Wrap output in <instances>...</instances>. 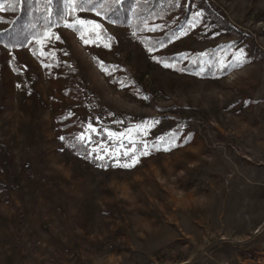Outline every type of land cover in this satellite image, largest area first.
<instances>
[{
  "label": "rangeland",
  "instance_id": "obj_1",
  "mask_svg": "<svg viewBox=\"0 0 264 264\" xmlns=\"http://www.w3.org/2000/svg\"><path fill=\"white\" fill-rule=\"evenodd\" d=\"M3 2L0 264H264V0H105L89 44Z\"/></svg>",
  "mask_w": 264,
  "mask_h": 264
},
{
  "label": "snow or ice",
  "instance_id": "obj_2",
  "mask_svg": "<svg viewBox=\"0 0 264 264\" xmlns=\"http://www.w3.org/2000/svg\"><path fill=\"white\" fill-rule=\"evenodd\" d=\"M116 3H119L120 0H115ZM48 3H51V0H48ZM104 4H105V0H65V13L71 17V21L64 19L63 20V26L76 32L79 36V38L81 40H83V42L85 44H89V43H95L96 41L99 40H111V37H106L103 27L101 24L93 21V20H88V19H83L81 18L78 13H83V12H93L96 16H104V11H106L104 9ZM9 8H12V5L9 4L8 5ZM5 10V6H4V2L3 0H0V12H3ZM14 10V9H13ZM115 14V11H114ZM51 16V13H50ZM200 16V13L196 14V17L198 18ZM104 18H108V17H104ZM115 22V21H113ZM49 23H51V20L49 19ZM161 26L159 25H153L151 27L148 26L147 21L145 20V27L144 30L147 31H157L159 30ZM85 36H89V39H85ZM178 38V37H177ZM49 39H56L59 40L60 37L55 35V33H52L50 30L45 31L44 35H43V40H49ZM42 40H38L37 43H42ZM158 47H163V43L157 42ZM105 47H110V43H105L104 44ZM157 50L156 48H152L149 47V51H155ZM35 54V53H34ZM40 55H44L43 51L41 50L39 52ZM158 63L163 64L164 67H174L173 64L165 61V60H157ZM245 59H244V53L241 51L239 53L236 54L235 56V63L232 64V67H242L243 64L245 63ZM99 66L101 68L102 71L105 72H109V69L106 68L103 64V62H99ZM225 67H227V65H225ZM121 84V86H125L123 81L119 82ZM152 124L158 123V121H152ZM149 127V125L147 123H145L144 125H142L140 128L136 129L137 132L140 131H144V133L146 134V130ZM91 131L93 133H95V129L92 127L91 124H88L86 129H85V133H81L78 137L77 140H79L82 144L85 142H90L91 137L89 135H87V133ZM133 130H129V132L131 133ZM109 139H113L117 142L115 143L114 148H109L107 146H101L100 147V151L96 152V156L95 159L97 160H103L104 156L101 155V152L108 154L110 156H114V157H119L120 155H123L125 157H130V163L129 164H122L119 166H124V167H129V166H134L136 163L139 162V157L137 155H135L134 153L136 152V143L137 141H135L134 139H132L131 137H128V143L132 144L131 148H127L126 150H124L123 152H120L119 149H125V144L122 142L124 137V134H116V133H112V132H108L107 133ZM61 139L63 140L64 138L61 137ZM155 147V145L153 146ZM167 150V149H166ZM143 155H148V145L147 143H143ZM89 155H91V152L89 153Z\"/></svg>",
  "mask_w": 264,
  "mask_h": 264
},
{
  "label": "trees",
  "instance_id": "obj_3",
  "mask_svg": "<svg viewBox=\"0 0 264 264\" xmlns=\"http://www.w3.org/2000/svg\"><path fill=\"white\" fill-rule=\"evenodd\" d=\"M41 0H18V4H20L21 5V7H25V5H26V9H27V7L29 6V5H32L33 6V8L34 9H36V8H38V6H39V2H40ZM54 2V4L57 2V0H51V3H53ZM33 26V25H32ZM31 26V27H32ZM30 27V25H27V28L29 29V28H31Z\"/></svg>",
  "mask_w": 264,
  "mask_h": 264
}]
</instances>
